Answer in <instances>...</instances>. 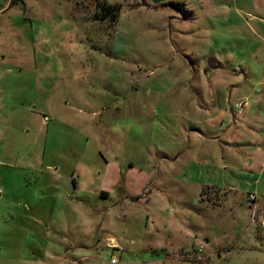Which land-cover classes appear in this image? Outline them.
<instances>
[{
  "label": "rangeland",
  "instance_id": "1",
  "mask_svg": "<svg viewBox=\"0 0 264 264\" xmlns=\"http://www.w3.org/2000/svg\"><path fill=\"white\" fill-rule=\"evenodd\" d=\"M262 11L0 0V264H264V205L252 222L247 200L264 196V146L247 148L264 121L245 111L264 104ZM210 90L235 92L229 150L197 135Z\"/></svg>",
  "mask_w": 264,
  "mask_h": 264
},
{
  "label": "crops",
  "instance_id": "2",
  "mask_svg": "<svg viewBox=\"0 0 264 264\" xmlns=\"http://www.w3.org/2000/svg\"><path fill=\"white\" fill-rule=\"evenodd\" d=\"M262 12H264V11H262ZM227 17H229V13L227 14ZM214 60H215L213 62L214 65L219 63L218 60H216V59H214ZM214 65H213L212 69H218L217 66H214ZM190 71L195 73L196 69L194 67H191ZM220 71L223 72V70H220ZM197 72L203 74V73H205V70L203 71L202 68H198ZM217 91L218 90H214V91L210 90V106H209V110L205 109L206 115L209 113L207 115V117L205 118L206 127L208 129H210L211 131H213V132H209L207 134H204L205 136L209 135L207 137H205L203 135V133L200 132V131L197 132V135H199L198 137L200 139H203V140L207 139L210 142L224 143L225 146L229 145L228 147L225 148L226 150H229V149H231V146L236 141V136H237V133H238L237 129H236V126L234 125V117L232 116V113H231V110H230V108L232 106L229 105V104L234 103V101H235L234 98L232 97L235 94V92L233 90H228V91L220 90L221 95L223 97L219 100V103H217V100L214 98L217 95ZM181 93H182L183 96L185 94V97L194 96L196 98V97H200L201 96V91L200 90H195V89L193 91L182 90ZM246 99H248V98H246ZM183 103L187 104V101L185 102V99H183ZM226 103H227V105H226ZM188 104H190V105L192 104V105H194V107L197 110L202 111V106H201L202 104H201V101L199 100V98L191 99L190 101H188ZM245 108H246L245 111H247L249 113L252 112V115H250V117L252 116L251 118H255L256 117L260 121L261 120L264 121V104L250 105V106H246ZM223 124H225V126ZM224 127H226V129ZM201 136L204 137V138H202ZM247 145H248L247 148L249 150L252 149V151H256L254 149H259V147L262 146V145L264 146V137L262 139H260V140L251 138L250 140L247 141ZM263 168H264V162L261 164V169H263ZM107 182H108L107 184L103 185V187L100 188V189H103V190H99V193H101V192L105 193V189H108L107 186H111V184L114 183V180H111L109 178V180ZM255 191L250 193V194L255 196V201L253 202L254 203L253 204V209L255 208V209H257L259 211V208L262 209V205H264V196L260 195V198L262 200H259V197H258L259 196V192H258L257 188L255 189ZM104 195H106V193ZM256 202H258L259 205H257ZM249 203H252V202H249ZM249 209H250V206H249ZM104 244L105 245L108 244L109 246H113V247L116 246V243L114 241H112V240H110V242H105Z\"/></svg>",
  "mask_w": 264,
  "mask_h": 264
},
{
  "label": "trees",
  "instance_id": "3",
  "mask_svg": "<svg viewBox=\"0 0 264 264\" xmlns=\"http://www.w3.org/2000/svg\"><path fill=\"white\" fill-rule=\"evenodd\" d=\"M100 8L104 9L105 12H109V14H112L113 17H115L117 14L115 11H117V7L116 6H110V5H107L105 2H103L102 4L99 5ZM100 194H102V196L105 194L103 192H101Z\"/></svg>",
  "mask_w": 264,
  "mask_h": 264
},
{
  "label": "built area",
  "instance_id": "4",
  "mask_svg": "<svg viewBox=\"0 0 264 264\" xmlns=\"http://www.w3.org/2000/svg\"><path fill=\"white\" fill-rule=\"evenodd\" d=\"M246 106V102H243L242 104H238L237 105V110H240L242 107ZM247 200L249 202H254L255 201V196H253L252 194H250L247 198ZM253 213H252V219L251 221L254 222L255 221V218H256V209L254 208L253 210Z\"/></svg>",
  "mask_w": 264,
  "mask_h": 264
}]
</instances>
